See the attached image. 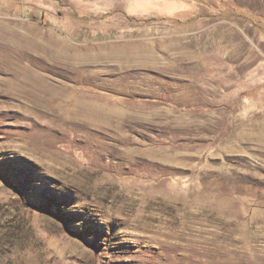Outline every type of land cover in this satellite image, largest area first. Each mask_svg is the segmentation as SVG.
<instances>
[{
  "label": "rangeland",
  "instance_id": "obj_1",
  "mask_svg": "<svg viewBox=\"0 0 264 264\" xmlns=\"http://www.w3.org/2000/svg\"><path fill=\"white\" fill-rule=\"evenodd\" d=\"M0 264H264V0H0Z\"/></svg>",
  "mask_w": 264,
  "mask_h": 264
},
{
  "label": "bare ground",
  "instance_id": "obj_2",
  "mask_svg": "<svg viewBox=\"0 0 264 264\" xmlns=\"http://www.w3.org/2000/svg\"><path fill=\"white\" fill-rule=\"evenodd\" d=\"M88 60H89V59H88ZM88 60L86 59L87 63H85L86 61H85V62L83 61V62H84L85 64H89V63L91 64V62H89ZM92 60H93V59H92ZM132 60H133V59H132ZM90 61H91V60H90ZM94 61H96V59H94ZM88 62H89V63H88ZM134 62H135V61H134ZM93 63H94V62H93ZM90 64H89V65H90ZM92 66H93V65H92ZM32 74H33V73H32ZM28 75H29V73H28ZM37 76H39V75L37 74ZM31 77H32V76H31ZM26 78L28 79V77H26ZM35 78H36V77H35ZM35 78H34V79H35ZM79 78H80V77H79ZM29 79H30V78H29ZM37 79H38V78H37ZM39 79H40V78H39ZM42 79H43V78H42ZM29 81H30V80H29ZM37 81H40V80H37ZM41 81H42V80H41ZM42 82H43V81H42ZM31 83H32V80H31ZM32 85H33V84H32ZM34 85H35V88H36V89H38V87H40V88H41V87L45 88L44 86H41V83H38V82L34 83ZM47 85H48V84H47ZM49 86H50V85H49ZM24 87H25V86H24ZM35 88H34V89H35ZM51 88H53V87H51ZM54 88H56V87H54ZM41 89H42V88H41ZM46 90H47V89H46ZM50 90H51V89H50ZM55 90H56V89H55ZM42 91H43V90H42ZM53 91H54V90H53ZM48 92H49V91H48ZM37 93H39V90H38ZM37 93H36V94H37ZM40 93H42V92H40ZM53 93H54V92H53ZM46 94H47V93H46ZM46 94H44V95H46ZM40 95H41V94H40ZM40 95H39V96H40ZM49 95H50V94H49ZM47 96H48V95H47ZM40 97H41V96H40ZM43 97H44V96H43ZM43 99H44V98H43ZM46 99H47V97H46ZM38 101H39V100H38ZM40 101H41V100H40ZM42 102H43V101H42ZM45 102H46V101H45ZM47 106H48V105H47Z\"/></svg>",
  "mask_w": 264,
  "mask_h": 264
}]
</instances>
